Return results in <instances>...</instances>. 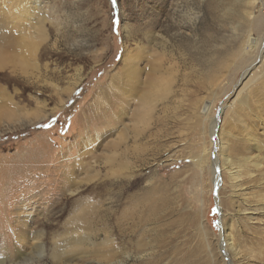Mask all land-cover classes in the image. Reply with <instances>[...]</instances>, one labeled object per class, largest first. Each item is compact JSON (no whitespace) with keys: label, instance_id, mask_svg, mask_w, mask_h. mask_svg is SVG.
<instances>
[{"label":"rangeland","instance_id":"374dc122","mask_svg":"<svg viewBox=\"0 0 264 264\" xmlns=\"http://www.w3.org/2000/svg\"><path fill=\"white\" fill-rule=\"evenodd\" d=\"M33 6L46 39L14 63L0 53V106L40 116L0 127V167L18 168L0 187L4 264H264V0ZM125 45L155 48L168 90L146 122L122 115L137 143L129 129L109 150Z\"/></svg>","mask_w":264,"mask_h":264},{"label":"bare ground","instance_id":"6f19581e","mask_svg":"<svg viewBox=\"0 0 264 264\" xmlns=\"http://www.w3.org/2000/svg\"><path fill=\"white\" fill-rule=\"evenodd\" d=\"M3 2L4 0H0V3ZM7 2L11 3L9 4V6H5L4 9H2V7L0 6V10L5 12V17L4 15L0 14V44H3L0 45V53L2 50L1 48H5V50L7 48L8 51L10 49L9 52H12V54L14 55L10 58V62L14 63V61H17L18 57L31 55L32 52H35L36 45H38V42L44 41L46 39V34L43 25L41 24L39 18L36 16L32 8V5H36V0H7ZM156 57L157 51L152 45H136L132 49H129L128 47H126V45L124 46L121 55L122 69L114 77V80L117 84L115 88L118 91V96H116L120 111L117 118L119 127H117V130H115L114 140H112L109 144L106 143L108 144L107 146L109 147V150L111 148L120 146L125 142H128V140L125 138V134L129 129H131L135 134L132 142L137 143V133L134 131V128L132 129L129 127L128 129V127L124 123V118H122V115H129V121H134V124H136L137 122H146L150 118V108L152 102L157 100L156 98H158L161 93L168 90V81L159 76L160 69L157 66L158 64H155L156 61L153 62V60H157ZM139 61L146 63H144V65L140 67V65H138ZM158 72L159 75L156 76V73ZM204 107L205 106H203L202 111H204V114L206 115L208 107ZM12 108L13 107L6 106V104H2V106H0V127L3 130L15 128L16 123H18V125H22L21 119L24 116H26L24 118L28 119L27 122H34L36 119L40 118V116H37L35 111L28 112L24 114V116H22V110ZM221 114L222 108H220L219 110L217 119L210 122L209 134L211 142H214L215 140L213 139V133H215L214 129L217 125L216 120H220ZM220 137L221 136L218 135V141L220 142L222 154H225L226 145ZM254 142L255 149H259L261 146H259L256 141ZM128 146L126 143L125 149H128ZM116 152L117 150L115 149L112 155L105 156V162H112L113 158H115L114 156L116 155ZM223 159L224 164L226 163L228 165L229 161L227 157L225 156V158ZM254 165L258 167L260 163L256 161ZM90 166L91 165L87 164L83 167V169H86V172H88ZM121 166L123 165L120 163L119 168H122ZM14 168L18 169L17 167H15V165H5L0 167V187L2 185L6 188L11 186L13 177L10 171ZM211 168L213 172L212 174L214 175V184L216 185L218 183L216 164L213 163L211 165ZM229 174L234 181H237L240 177L237 171L231 172ZM262 207L264 208V205ZM228 228L230 229L231 226L228 225ZM38 237L39 235H36L35 238L32 237L30 238V240L35 241ZM224 241L226 244L225 246L233 254H237L238 246L234 243L232 234L227 233ZM36 242L39 243L38 240L35 242H31V249L38 250L40 244ZM19 254V256H21L24 253H21V251H19ZM53 256H55L54 258L56 259V261H58V253L53 254ZM0 264H4L2 258H0Z\"/></svg>","mask_w":264,"mask_h":264},{"label":"snow or ice","instance_id":"6c2138e0","mask_svg":"<svg viewBox=\"0 0 264 264\" xmlns=\"http://www.w3.org/2000/svg\"><path fill=\"white\" fill-rule=\"evenodd\" d=\"M45 128H47V127H49V125H47V124H45V125H43ZM213 211H215V209L213 210Z\"/></svg>","mask_w":264,"mask_h":264},{"label":"water","instance_id":"95a60500","mask_svg":"<svg viewBox=\"0 0 264 264\" xmlns=\"http://www.w3.org/2000/svg\"><path fill=\"white\" fill-rule=\"evenodd\" d=\"M204 106L207 108V107H208V104H207V103H204ZM202 107H203V106H202ZM205 107H204V108H205Z\"/></svg>","mask_w":264,"mask_h":264}]
</instances>
